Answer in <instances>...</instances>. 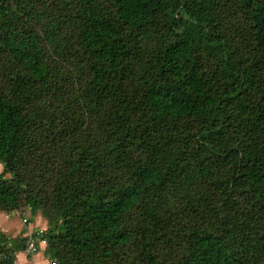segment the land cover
<instances>
[{
    "label": "trees",
    "instance_id": "1",
    "mask_svg": "<svg viewBox=\"0 0 264 264\" xmlns=\"http://www.w3.org/2000/svg\"><path fill=\"white\" fill-rule=\"evenodd\" d=\"M0 61V212L49 261L264 264V0H0Z\"/></svg>",
    "mask_w": 264,
    "mask_h": 264
},
{
    "label": "crops",
    "instance_id": "2",
    "mask_svg": "<svg viewBox=\"0 0 264 264\" xmlns=\"http://www.w3.org/2000/svg\"><path fill=\"white\" fill-rule=\"evenodd\" d=\"M30 215V212H29ZM15 213H11L10 215L4 214L0 212V230L4 233L8 238H16L28 235L38 228V230L46 229V221L41 216V214L35 216V221L33 223V219L31 222L27 221L24 223L21 216H18V221L15 220ZM31 217H33L31 215ZM21 218V219H20ZM34 218V217H33ZM40 218V221H39ZM26 219V218H25ZM15 220V221H13ZM27 220V219H26ZM40 251L45 253V246H39L37 252L33 255H27L24 251L18 252L16 254L15 264H49V255H47V261L40 260ZM46 254V253H45ZM46 257V256H45Z\"/></svg>",
    "mask_w": 264,
    "mask_h": 264
},
{
    "label": "rangeland",
    "instance_id": "3",
    "mask_svg": "<svg viewBox=\"0 0 264 264\" xmlns=\"http://www.w3.org/2000/svg\"><path fill=\"white\" fill-rule=\"evenodd\" d=\"M5 64H4V61H0V66H4ZM0 76H1V80L2 81H7V79H5V76H7L8 77V75H7V73L5 72V71H1L0 72ZM6 84V83H5ZM68 87H71V85H69ZM2 170H3V167L0 165V172H2ZM7 180H9L10 178H11V176H10V174H5V176H4ZM21 213H23L22 215H21V217L22 218H26L27 219V223L28 222H31L32 221V219H33V223H34V219H35V216L36 215H40V212H37L35 215H32L33 217H31V214L29 215V210L27 209V210H22V212ZM18 216H20V215H17V216H15V220H17L18 219ZM21 219V218H20ZM23 219V220H24ZM15 220H13V221H15ZM45 220V219H44ZM18 221V220H17ZM39 221H40V218H39ZM0 222H1V219H0ZM25 223V222H24ZM35 230H38V228H36ZM40 253V260H44V261H47V254H45L44 252H42V251H40L39 252ZM33 255V254H32ZM46 256V257H45Z\"/></svg>",
    "mask_w": 264,
    "mask_h": 264
},
{
    "label": "built area",
    "instance_id": "4",
    "mask_svg": "<svg viewBox=\"0 0 264 264\" xmlns=\"http://www.w3.org/2000/svg\"><path fill=\"white\" fill-rule=\"evenodd\" d=\"M27 220L24 219L23 222H26ZM43 230H36V237L37 238H29L28 241L26 242V247H25V254L27 255H32L35 254L39 248V246H46V241L44 239L39 238L40 234ZM29 236H32L33 233L28 234ZM49 264H54L53 261H49Z\"/></svg>",
    "mask_w": 264,
    "mask_h": 264
},
{
    "label": "water",
    "instance_id": "5",
    "mask_svg": "<svg viewBox=\"0 0 264 264\" xmlns=\"http://www.w3.org/2000/svg\"><path fill=\"white\" fill-rule=\"evenodd\" d=\"M48 257H50V256H48Z\"/></svg>",
    "mask_w": 264,
    "mask_h": 264
}]
</instances>
